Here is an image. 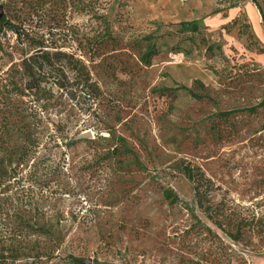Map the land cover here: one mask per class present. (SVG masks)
Listing matches in <instances>:
<instances>
[{"label": "rangeland", "instance_id": "obj_1", "mask_svg": "<svg viewBox=\"0 0 264 264\" xmlns=\"http://www.w3.org/2000/svg\"><path fill=\"white\" fill-rule=\"evenodd\" d=\"M0 10L33 39L0 36V165L29 130L38 164L15 193L62 238L48 264H264V32L250 0H0ZM37 39L77 56L103 41L85 62L100 92L92 108L49 82L23 90ZM79 132L91 142L69 145ZM120 139L132 155L110 158ZM186 164L210 182L205 213Z\"/></svg>", "mask_w": 264, "mask_h": 264}, {"label": "trees", "instance_id": "obj_2", "mask_svg": "<svg viewBox=\"0 0 264 264\" xmlns=\"http://www.w3.org/2000/svg\"><path fill=\"white\" fill-rule=\"evenodd\" d=\"M128 1V0H126ZM255 6L256 11L260 17V24L264 32V0H250ZM39 1H35L32 5L33 8L40 7ZM12 16H8L7 12L0 16V36L10 33L17 41L30 39L28 33L21 29L19 19L17 23L13 22ZM181 26L189 27L181 23ZM27 41V40H26ZM32 54L25 58L22 63L23 75L26 77V82L23 84V90L32 91L38 88V82H49L52 87L65 93L66 97H70L69 101L75 98H85L89 102L90 108L92 104H96L100 99V92L92 82L90 72L87 69L85 62H90L92 55L99 49L103 41L93 40L90 45L92 51L90 55L80 52L78 47L77 52L79 55L71 54L66 55L60 51L51 52V48L45 45L43 39H37L36 42L31 41ZM156 51L153 47H147L146 52L139 57L140 62L149 67L152 58L155 56ZM86 56V57H85ZM83 58L84 61H83ZM194 86L201 88L202 86L197 81ZM22 89L16 84L11 86L10 92L13 97L20 96ZM172 98V91H165ZM27 128L23 127V130ZM29 129V128H28ZM6 132L7 129H6ZM82 134L79 132L75 136V140L69 145L77 143H89L88 139H77ZM3 132L0 131V141ZM21 145L16 147L15 153L12 156V162H6L0 165V264H48L53 258L55 253L59 252L62 244V238L54 236L56 230L40 223L37 218L38 209L34 204H30L29 198L18 199L16 196L18 190L25 192L24 184H19L23 179L21 170L26 167L29 170L36 168L37 159L36 154L38 147L36 143L32 142V135L29 130H26L22 135ZM120 147L110 149V158L114 156L132 155L125 146L123 139L119 140ZM36 146V147H35ZM3 148V146H2ZM181 173L185 179L190 182L193 189V198L196 200L197 207L203 210L202 199L207 196L211 191L210 182L205 179L203 173L197 167L190 164L181 167ZM33 171L26 174V181L35 183V179H31ZM21 178V179H18ZM22 182V181H21ZM21 188V189H19ZM23 196V195H22ZM20 197V195H19ZM164 198L172 202H176L178 198L170 192H164ZM71 264H79L75 258H69Z\"/></svg>", "mask_w": 264, "mask_h": 264}, {"label": "water", "instance_id": "obj_3", "mask_svg": "<svg viewBox=\"0 0 264 264\" xmlns=\"http://www.w3.org/2000/svg\"><path fill=\"white\" fill-rule=\"evenodd\" d=\"M2 14V11L0 10V16ZM192 29L195 30V26H192ZM77 139H91V134L89 132H84L78 136ZM83 264H90L89 261L83 262Z\"/></svg>", "mask_w": 264, "mask_h": 264}]
</instances>
